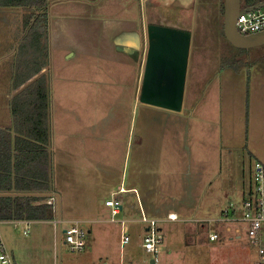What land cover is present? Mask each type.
I'll list each match as a JSON object with an SVG mask.
<instances>
[{"label":"rangeland","instance_id":"1","mask_svg":"<svg viewBox=\"0 0 264 264\" xmlns=\"http://www.w3.org/2000/svg\"><path fill=\"white\" fill-rule=\"evenodd\" d=\"M62 1L86 6L95 17L182 26L189 35L182 113L167 114L134 102L131 83L128 92L112 94V105H98L93 116L96 132L118 133L122 152L118 159L106 160L111 163L107 168L97 156L64 151L63 157L75 175L59 179L60 192L69 191L68 183L76 177L89 182L98 199L104 201L109 198L108 187L120 184L127 190L115 196L122 206L121 214L112 223L100 215L97 223L64 222L83 213L66 210L65 195H58L61 219L58 214L55 217L61 231L76 224L86 233L84 250L70 252L62 236L58 248L52 224L2 222L1 239L15 263L256 264L259 256L255 248L247 246L245 233L238 239L235 225L206 221L217 220L231 209L241 214L253 167L256 163L264 166V46L239 50L226 41L222 33L223 0H192V7L161 9L148 7L145 0ZM14 15L0 17V127L12 126L9 94L15 42L25 31ZM83 62L51 61L45 72L50 109L56 99L59 105L63 94L71 102V89L60 91L59 87L74 83L73 69H81ZM95 68V88L111 84L105 76L106 66L97 63ZM100 94L94 98L97 102ZM55 119L51 118L54 128ZM141 213L159 222L162 249L156 261L142 249L147 227L140 223ZM170 214L175 220H167ZM119 221L129 230L126 245L120 243ZM211 228L219 236L216 242L208 240Z\"/></svg>","mask_w":264,"mask_h":264},{"label":"crops","instance_id":"2","mask_svg":"<svg viewBox=\"0 0 264 264\" xmlns=\"http://www.w3.org/2000/svg\"><path fill=\"white\" fill-rule=\"evenodd\" d=\"M175 2L185 6L189 0H145L148 7L160 9L170 7L174 5ZM16 9H20V11H17ZM26 13L27 12L22 8L0 7L1 18L5 19L9 14H16L13 18L21 24H23L24 15ZM47 19V65L43 67L40 72L32 78V80L39 76L46 77L45 72L50 69L49 64L51 61L55 63L64 59H78L79 61H84L82 64L83 66H79L81 69H78L77 66L73 69L72 78L74 83L59 87L60 91L71 89V102L68 100L69 96L63 94L59 98V105L57 104L58 99H56L52 109H50L49 106V153L52 190L50 194L57 196L65 195V209L83 213L73 218H65L66 220L64 222H69L73 219L79 223H97V220H100L101 218L99 215L103 216V219L111 221L110 210L105 207L104 203L112 195L117 197L123 194L118 193L120 189H123L122 186L115 183L111 184L108 187L110 188L108 192L109 198L102 201L98 199L99 196L96 194L95 189L90 187L89 182H80L78 181V178L75 177L73 181L68 183L70 190L61 194L60 190H62V186L61 183H59V179L62 177L70 179V177L73 178L75 175L73 169L69 167L70 163L63 157V152L74 150L76 153L85 154L86 157L95 158L97 156L103 166H106L107 168L111 166V163H107L106 160H111L114 157H117L118 159L123 148L119 134L112 131H109V134L105 133L106 131H103V134H98L96 132L97 122L93 116H96L98 105L99 107L112 105L113 101H109V99L115 91L119 93L128 92L129 83H131V91L133 90V92H135L133 101H139V103L143 104V106L148 109L157 108L158 110H163V113L172 114L174 112V114H181L182 102L180 109L177 111L146 103L140 98L147 59V31L149 30L150 25H146L143 22L138 24L127 18L108 19L97 16L95 17L91 14L88 7H81L77 3H66L62 0H48ZM153 25L168 27L173 26L174 24H167V22L164 21L153 22L151 26ZM178 27H181L182 29V26ZM181 31L185 32L183 29ZM25 37V31H22L18 42H15L16 58L12 79L19 59L24 60L30 58V56H26V53L22 55V53L20 54L19 52L20 44L23 43L26 46L31 40L30 37H28V39ZM145 42L147 43V48ZM27 50L28 54L29 51L32 52L29 46L27 47ZM97 63H102L106 66L107 70H105V76L107 81L111 82V84L104 85L99 89L95 88L93 82L96 80L95 77L97 70H95V65ZM24 86L25 85L20 86L17 90H11L9 94L10 98H12L13 95ZM97 93H101L97 96L99 102L96 101L97 99H94ZM67 108H70L71 110H68ZM52 117L56 118L55 121L57 125L55 128L53 126V121L51 122ZM66 126H69V128L65 129L64 127ZM123 190L124 193L127 191L125 189ZM48 198L49 200L47 203H51L54 206L55 215L58 214V218L61 219L59 215L60 209L59 212L57 209V198H54V196ZM39 203L41 202L32 204L37 205ZM121 212L118 215H120ZM169 216L173 217L175 215H167V219ZM53 221H56L59 226V221H57L56 217ZM53 221H21L18 223H25L27 225L32 223H48L53 225ZM110 223H112V221ZM58 226L57 230H55L53 225V231L59 248L61 242L59 231L62 233L65 229L61 231L59 226L58 230ZM87 233L89 234L90 230H88ZM151 262L153 263L154 261Z\"/></svg>","mask_w":264,"mask_h":264},{"label":"trees","instance_id":"3","mask_svg":"<svg viewBox=\"0 0 264 264\" xmlns=\"http://www.w3.org/2000/svg\"><path fill=\"white\" fill-rule=\"evenodd\" d=\"M264 0H242L250 7ZM48 0H0V7L22 8L28 45L20 44L19 59L11 89L21 90L10 98L12 126L0 127V193H39L51 190L49 89L45 76L37 75L47 65ZM223 11V3H222ZM223 33V31H222ZM40 38H42L40 40ZM32 52L28 50L27 47ZM48 197L0 196V222H52L55 209ZM41 202L37 205L32 203Z\"/></svg>","mask_w":264,"mask_h":264},{"label":"built area","instance_id":"4","mask_svg":"<svg viewBox=\"0 0 264 264\" xmlns=\"http://www.w3.org/2000/svg\"><path fill=\"white\" fill-rule=\"evenodd\" d=\"M242 8H246L242 6ZM235 28L240 35L248 36L264 31V5L260 8L242 12L236 19ZM118 193H124L120 189ZM51 204V203H50ZM105 207L109 208L111 213V221L115 222L114 218L121 212L122 206L119 200L112 195L104 203ZM169 221L175 218L168 217ZM229 222L236 226V236L239 239L240 235L245 233L247 246L255 248L259 256V261L256 264H264V166L256 163L252 170L251 185L243 199L241 214L234 210L223 212L222 217L206 223H221ZM2 222H0L1 224ZM16 223V222H14ZM120 225L121 245L129 243V230L124 221L117 222ZM140 223L145 224L147 229L142 239V249L157 260V256L161 251L160 243L162 238L158 233V221L147 219L141 213ZM55 230H57V222L53 221ZM59 230V226H58ZM25 232H29L25 230ZM63 237V243L70 252H81L86 246V233L72 225L60 233L59 237ZM219 239L218 234L213 228L208 231L209 242H216ZM61 241V240H60ZM0 264H15L13 257L8 253L0 235Z\"/></svg>","mask_w":264,"mask_h":264},{"label":"water","instance_id":"5","mask_svg":"<svg viewBox=\"0 0 264 264\" xmlns=\"http://www.w3.org/2000/svg\"><path fill=\"white\" fill-rule=\"evenodd\" d=\"M263 5L264 1H261L253 6L242 8L241 0H223L222 31L226 41L234 48L248 50L264 46V31L243 36L235 28L236 19L242 12L255 10ZM149 27L147 59L140 98L146 103L178 111L182 102L189 35L175 28L154 25ZM0 196H54L58 200L57 195L50 193H0ZM57 209L59 212V204Z\"/></svg>","mask_w":264,"mask_h":264},{"label":"flooded vegetation","instance_id":"6","mask_svg":"<svg viewBox=\"0 0 264 264\" xmlns=\"http://www.w3.org/2000/svg\"><path fill=\"white\" fill-rule=\"evenodd\" d=\"M242 1V0H241ZM223 3V2H222ZM177 4V5H176ZM188 5H190L191 7L193 6V1L192 0H189V2H188V4H186L185 6L184 5H181L180 3H177V2H175V4L174 5H172V6H175V8H177V7H185L186 8V6H188ZM241 5H242V3H241ZM151 23H149L148 25H150ZM168 27H170V28H176V27H173V26H168ZM176 29H178V30H182V29H180V28H176ZM185 32H186V30H184Z\"/></svg>","mask_w":264,"mask_h":264},{"label":"bare ground","instance_id":"7","mask_svg":"<svg viewBox=\"0 0 264 264\" xmlns=\"http://www.w3.org/2000/svg\"><path fill=\"white\" fill-rule=\"evenodd\" d=\"M173 218V217H172Z\"/></svg>","mask_w":264,"mask_h":264}]
</instances>
